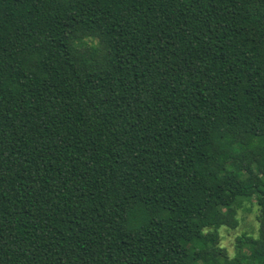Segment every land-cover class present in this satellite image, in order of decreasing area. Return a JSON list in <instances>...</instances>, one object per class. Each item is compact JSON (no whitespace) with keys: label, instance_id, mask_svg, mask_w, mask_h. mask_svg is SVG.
Listing matches in <instances>:
<instances>
[{"label":"trees","instance_id":"obj_1","mask_svg":"<svg viewBox=\"0 0 264 264\" xmlns=\"http://www.w3.org/2000/svg\"><path fill=\"white\" fill-rule=\"evenodd\" d=\"M0 264H264V0H0Z\"/></svg>","mask_w":264,"mask_h":264},{"label":"rangeland","instance_id":"obj_2","mask_svg":"<svg viewBox=\"0 0 264 264\" xmlns=\"http://www.w3.org/2000/svg\"><path fill=\"white\" fill-rule=\"evenodd\" d=\"M257 205L253 198L241 199V206L237 210L238 224L234 228L220 227V243L227 249L230 256L235 252L236 237L242 233L257 235L256 221Z\"/></svg>","mask_w":264,"mask_h":264}]
</instances>
